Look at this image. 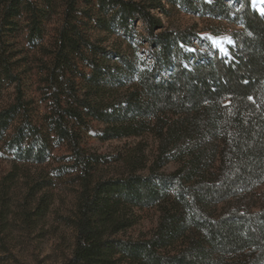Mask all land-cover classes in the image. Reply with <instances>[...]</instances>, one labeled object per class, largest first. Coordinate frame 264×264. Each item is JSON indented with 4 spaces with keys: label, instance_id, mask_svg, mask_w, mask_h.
I'll list each match as a JSON object with an SVG mask.
<instances>
[{
    "label": "trees",
    "instance_id": "16d2710c",
    "mask_svg": "<svg viewBox=\"0 0 264 264\" xmlns=\"http://www.w3.org/2000/svg\"><path fill=\"white\" fill-rule=\"evenodd\" d=\"M166 2L236 22L231 59L190 65L183 45L195 33L166 28L162 0H0V101L13 87L0 138L11 130L10 149L30 165L66 147L56 175L71 173L76 188L63 264H264V14L251 0ZM137 21L150 57L142 66L103 45ZM33 74L37 103L24 91ZM148 136L149 153L141 141L112 155L89 145ZM51 184L27 183L32 215L47 211L36 196ZM259 187L253 210L223 205ZM149 209L155 226L133 235Z\"/></svg>",
    "mask_w": 264,
    "mask_h": 264
},
{
    "label": "rangeland",
    "instance_id": "374dc122",
    "mask_svg": "<svg viewBox=\"0 0 264 264\" xmlns=\"http://www.w3.org/2000/svg\"><path fill=\"white\" fill-rule=\"evenodd\" d=\"M229 5H235L237 0H226ZM162 3L168 12L160 14L163 24L168 29H188L195 33L190 39L189 45H183L185 52L190 53L189 64H193L196 58L202 55L217 54L219 57L230 60V50L234 46L232 34L241 27L222 17L200 16L199 13H189L175 3L173 6L166 0ZM254 9L264 13V0H251ZM53 20V19H52ZM102 33V37H106ZM145 33L141 28V22L137 21L128 35L119 32L111 33L106 37L104 46L111 55H121L129 59L136 66H142L143 61L150 59L147 51V42L143 38ZM216 38H230L223 40L219 48L213 45ZM194 50V51H193ZM115 60V59H114ZM34 72V71H33ZM35 73V72H34ZM35 76L33 74L26 81L25 93L37 103ZM13 87L7 86L2 91L0 108L12 100ZM42 112L44 106L39 103ZM11 130L4 132L0 138V264H63L69 256L74 242V231L67 224L66 217H70L73 208L74 191L76 184L72 174L63 172L56 175L61 169L59 165H67L69 159L67 149L63 144L51 147L54 160L41 165L23 164L19 161L8 145ZM141 141L146 146V151H153L156 141L152 137L123 138L120 140L99 141L91 139L89 145L100 153L114 154L125 145H133ZM58 158V159H56ZM174 163L166 167L171 170ZM59 169V170H57ZM52 178V184L42 189L40 194L48 201L47 211L43 216L32 215L35 200L27 193V183L34 179ZM262 187L249 192H241L227 199L225 207L239 210H253L260 201ZM51 197V199H49ZM49 199V200H48ZM142 218L138 225L132 229L133 235L145 234L152 229L157 220V212L154 209L140 212Z\"/></svg>",
    "mask_w": 264,
    "mask_h": 264
},
{
    "label": "snow or ice",
    "instance_id": "6c2138e0",
    "mask_svg": "<svg viewBox=\"0 0 264 264\" xmlns=\"http://www.w3.org/2000/svg\"><path fill=\"white\" fill-rule=\"evenodd\" d=\"M209 2H210V0H209ZM262 14H264V13H262ZM224 39H227L228 42L231 43L230 38H223V39H221V38H216V39L213 41V45L219 48L220 44L223 43V40H224ZM193 51H194V50H193ZM249 99L251 100L252 97H249Z\"/></svg>",
    "mask_w": 264,
    "mask_h": 264
}]
</instances>
